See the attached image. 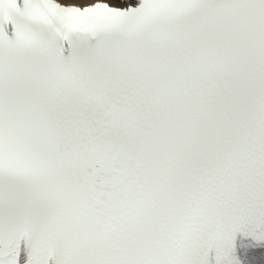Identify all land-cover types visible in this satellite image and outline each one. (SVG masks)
<instances>
[{"label": "snow or ice", "instance_id": "6c2138e0", "mask_svg": "<svg viewBox=\"0 0 264 264\" xmlns=\"http://www.w3.org/2000/svg\"><path fill=\"white\" fill-rule=\"evenodd\" d=\"M0 264H264V0H0Z\"/></svg>", "mask_w": 264, "mask_h": 264}]
</instances>
